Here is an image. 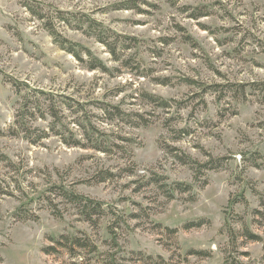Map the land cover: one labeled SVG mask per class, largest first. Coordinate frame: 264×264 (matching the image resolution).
<instances>
[{
    "label": "rangeland",
    "instance_id": "1",
    "mask_svg": "<svg viewBox=\"0 0 264 264\" xmlns=\"http://www.w3.org/2000/svg\"><path fill=\"white\" fill-rule=\"evenodd\" d=\"M35 2L51 15L68 13L70 24L57 23L56 31L83 61L62 50L24 7ZM127 3L137 9L115 10ZM202 8L209 16L193 19ZM98 63L104 69L92 70ZM40 92L55 97L62 120L38 112L29 118L28 128L50 133L33 145L25 132L14 136L10 128L23 123L26 95L46 101ZM145 93L162 97L170 109L154 106ZM111 107L124 115L109 119ZM133 114L149 125L134 128L142 122ZM91 126L109 142L132 141L126 147L134 176L96 183L102 170L127 168L129 154L69 148L51 130L68 137ZM170 129L189 135L176 140ZM170 145L201 163L208 155L220 159V167L195 182L198 171L162 149ZM151 173L169 184H191L194 201L182 194L167 202L158 188H140ZM56 185L101 202L97 226L51 196ZM243 196L248 207L238 204L235 212L264 240V227L253 224L264 197V0H0V264H146L148 256L171 264H226L230 255L242 264H264V243L245 242L237 253L230 244V200ZM49 248L56 250L46 254ZM191 250L209 256L187 263Z\"/></svg>",
    "mask_w": 264,
    "mask_h": 264
},
{
    "label": "trees",
    "instance_id": "2",
    "mask_svg": "<svg viewBox=\"0 0 264 264\" xmlns=\"http://www.w3.org/2000/svg\"><path fill=\"white\" fill-rule=\"evenodd\" d=\"M40 5L38 2H35L34 4L30 3H24V7L28 10V12L35 17L38 21H42L44 24V29L48 31L50 36H52L58 44V46L68 52L69 54H72L79 60L83 61L81 55L75 51L74 47H65V44H70L67 40H65L56 30V24L57 23H63L64 25L70 24L69 20L66 19V16L68 13L64 11H58L57 14L51 15L48 12H44L43 9L40 8ZM137 5L134 3H127L125 5H122L120 7H117L115 10H136ZM209 16V13L205 11V9H198L196 10L192 18L195 20H198L203 17ZM95 24H92V28L95 27ZM98 26V25H97ZM130 40V39H128ZM103 44L106 41L103 39H100ZM73 46V45H72ZM115 53V51H114ZM88 54L91 56V53L88 51ZM97 68H103L102 63H98L95 68L92 70H96ZM104 69V68H103ZM189 84L191 85H199L196 81L190 79L187 80ZM240 89H244V86L239 85ZM237 87V89H239ZM232 88H235L232 87ZM230 91H232L231 88H229ZM32 95V96H31ZM41 97H43L46 101L44 103H40L39 99H35V101H31V98L34 97L33 94H28L25 97V105L23 106L24 113L20 115V118H22L23 123L20 122V119L16 121V127L10 128V134H13L14 136L20 135V133L25 134V139L30 142L33 145L39 144L42 140H46L50 137V133H48L45 130H40L37 128L32 129L31 127L28 128L29 124V118L36 117V112L40 113L42 115V118L45 119L46 115H50L52 118H54L55 123H61V117L59 115V111L57 110L56 104H55V97L50 96V94H45L43 92H40ZM28 97V98H27ZM145 99H148L154 106H157L159 108L163 109H170V103L163 99L162 97L156 96V95H148L145 93L143 95ZM49 102V103H48ZM35 105L37 109H34L33 112H31V109H29L30 105ZM49 104V105H48ZM69 104V103H68ZM70 105V104H69ZM78 106L80 109H84L83 106L78 103ZM39 110V111H38ZM111 111H107V114L109 115V119L114 120L116 117L123 116V112L120 111L118 107H111ZM134 115V114H133ZM132 115V116H133ZM133 117H136L139 121L142 123H137L133 125L134 128L139 127H147L149 125V121L143 120L140 115L136 114ZM27 120V121H26ZM79 124V123H78ZM82 128V125H78ZM167 127H169L168 123L166 124ZM54 136L60 137L61 141L69 148H76L81 149L84 151H92L96 154H103L105 156H111L114 154H122V155H128V164L129 166L127 168L120 169L119 173H114L111 170H102L100 173L97 174V176L94 177L96 180V183H106L108 181H112L118 178H122V176H134L136 173V164L133 162V154L132 151L126 147V145H130L132 141L130 139H123L119 138L118 140L115 139V142H109L106 139H104L106 133L103 131H100L97 129V127L91 126L90 128L83 127V132H73L72 130L68 132L69 136L67 137L66 134L62 133L61 131H58L53 127L52 129ZM172 133H175L176 140H182L185 135H189L188 131H175L174 129H170ZM119 142V143H118ZM124 143L125 145H121V143ZM162 149L166 153H170L173 155L174 159H176L178 162H180L182 165L189 166L194 171H198V173L195 175L194 180L195 182H198L200 178L206 173V171H217L220 167L221 160L220 159H214L211 156L208 155L210 158L207 163H201L200 161L193 159L191 156L186 155L182 152L181 149L175 148L173 146H167L163 147ZM1 160L5 162H9L8 158L5 156H1ZM12 166V163H8ZM205 176V175H204ZM87 183V182H86ZM88 184H92V182H88ZM208 184V181H204L201 184V187L204 188ZM150 187L154 186L158 188V190L163 194L164 197H166L167 202H171L173 200H176V195L181 196L182 194H188L190 196V200L194 201V197L191 196L193 192V186L191 184H185V183H174L169 184L168 178L164 176H160L156 173H151L149 180L147 183L140 186L142 187ZM51 196H54L55 198H61L63 199L67 204H70L74 206L85 218V221L88 222L90 225H96L97 221L93 220V216L102 217L104 215L103 211V204L99 201H95L92 198H89L83 194H80L78 191L71 188V190L67 189L64 186H53L50 190ZM9 196H13L12 193H7ZM47 201L49 202V208L51 209H57V205L55 204V199L52 197H47ZM244 203L246 207H248V201L243 196L242 199L234 198L233 200H230V206L233 208L232 213L229 214L232 217V221L227 219L226 221V229L227 234L230 240V244L232 248H234V252L237 253V250L239 249L240 245L245 242H253V243H264V240L261 236L255 234L248 226V223L246 221V218L244 216H241L240 214H237L235 212V206L238 204ZM261 207L260 209L253 210V216L255 217V220L253 221L254 225L258 227H264V197L261 199L260 203ZM137 217L134 215L133 218ZM21 220H28V217H22L20 216ZM35 220H38V216H35ZM196 224V223H195ZM195 224H192V226H195ZM234 224H240L241 227L235 228ZM198 225V224H196ZM167 232L174 237L177 236L178 230H170L166 229ZM69 237H66L68 239ZM74 244L78 247L81 246V239H74ZM58 245H61V241L56 242ZM56 249L49 248L46 250V254H51L55 252ZM181 256V255H180ZM209 254L203 251H197V250H191L187 253V256L185 257V260L187 263H189L188 258L189 257H196V258H205L208 257ZM243 256L249 257V253H243ZM145 258V257H144ZM230 260L226 262V264H242L240 261H238L235 257H232L230 255ZM146 264H171L170 262L165 261L163 258L159 257L157 260H155L153 257H146L145 259ZM114 264H117L114 262Z\"/></svg>",
    "mask_w": 264,
    "mask_h": 264
}]
</instances>
